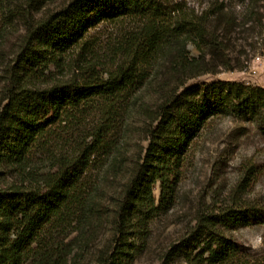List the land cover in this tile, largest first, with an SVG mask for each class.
Wrapping results in <instances>:
<instances>
[{"label": "trees", "instance_id": "1", "mask_svg": "<svg viewBox=\"0 0 264 264\" xmlns=\"http://www.w3.org/2000/svg\"><path fill=\"white\" fill-rule=\"evenodd\" d=\"M47 2L0 0L5 17L20 20L24 29L2 74L0 264L81 263L93 245L90 227L102 218L104 200L87 172L99 157L125 172L119 154L108 149L114 123L130 108L132 95L146 86L166 47L175 51L168 74L179 76L177 81L202 74L184 43L219 47V31L206 33L205 20L216 27L227 14L220 0L195 17L183 9L172 15L161 0H65L52 8L45 7ZM38 8H45L39 16ZM126 19L137 22L138 29L116 48L119 62L102 61L87 46L88 32ZM258 20L264 32V13ZM75 49L78 55L69 57ZM68 58L74 61L71 75H55L54 70L63 74ZM156 92L158 115L146 111L152 121L148 143L128 169L111 237L99 249L96 264L134 263L148 240L151 220L175 202L186 152L210 119L233 116L264 130L261 86L222 80L185 86L180 79L177 88L161 85ZM96 113L98 126L80 140L63 145L52 135L53 127L78 126ZM244 166L231 201L198 211L194 223L165 248L160 264H237L247 248L232 232L264 225V205L243 202L239 194L264 166L258 169L252 161Z\"/></svg>", "mask_w": 264, "mask_h": 264}, {"label": "rangeland", "instance_id": "2", "mask_svg": "<svg viewBox=\"0 0 264 264\" xmlns=\"http://www.w3.org/2000/svg\"><path fill=\"white\" fill-rule=\"evenodd\" d=\"M63 1L65 0H48L45 7H56ZM220 1L225 4L227 14L216 27L211 19L205 20V31L208 34L219 31L221 45L210 46L201 41L184 43L186 53L199 60L200 70L204 72L187 78L180 77L177 81L179 76L168 74L169 62L175 51L172 46L166 47L165 54L155 61V70L150 69L152 74L146 86L132 95L128 101L130 108L125 109L123 116L114 123L113 132L108 134V149L114 148L119 154L125 163V172L119 173L118 168L109 164V159L104 157L103 160L99 157L87 172L88 180L99 187L96 195L102 194L104 200L101 206L102 218L95 228L90 227V231L95 233L93 245L85 251L80 264H96L99 249L105 247L111 237L114 208L119 203L122 184L128 177V169L133 160L138 158V153L148 143L152 121L146 111H154V115H158L157 104L161 98L156 91L161 85L166 90H171L177 88L180 79L185 86L222 80L264 88V32L258 20L259 12L264 13V0ZM161 2L166 11L183 9L185 13L192 11L191 15L195 17L209 8L214 0ZM44 11L45 8H38L37 16ZM2 12L0 10V98L3 68L15 54L24 30L20 20L5 17V12ZM137 29V22L128 19L101 23L88 32L87 46L102 61L119 62L116 59V48H122L126 36ZM170 41L173 43L176 39ZM177 45L179 46L178 42ZM72 55H78L77 49L69 57ZM73 62L72 58H68L63 74L59 70H54L53 73L57 76L71 75ZM99 121L100 114L96 113L82 120L78 126H70L68 123L57 125L53 127L52 135L63 145L71 144L92 133ZM246 161H252L258 169L264 166V130L233 116L210 119L186 152L175 202L168 209L159 210L151 220L148 240L133 264H160L163 262L162 253L165 248L194 223L198 211L216 208L231 201L230 196L237 190ZM260 173L246 191L239 192L243 202L264 205V172ZM155 195H158V189L155 190ZM232 235L247 248L237 264H264V225L241 227L234 230ZM74 236L75 232L70 238Z\"/></svg>", "mask_w": 264, "mask_h": 264}]
</instances>
